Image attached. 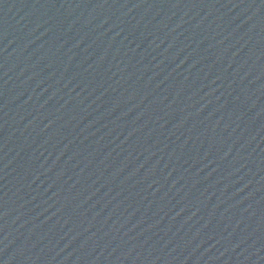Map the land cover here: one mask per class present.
Returning <instances> with one entry per match:
<instances>
[{"label": "water", "instance_id": "1", "mask_svg": "<svg viewBox=\"0 0 264 264\" xmlns=\"http://www.w3.org/2000/svg\"><path fill=\"white\" fill-rule=\"evenodd\" d=\"M0 264H264V0H0Z\"/></svg>", "mask_w": 264, "mask_h": 264}]
</instances>
